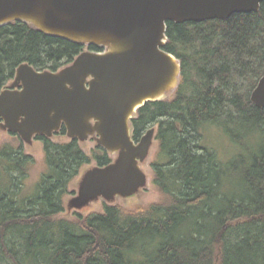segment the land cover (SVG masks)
<instances>
[{
    "label": "trees",
    "instance_id": "1",
    "mask_svg": "<svg viewBox=\"0 0 264 264\" xmlns=\"http://www.w3.org/2000/svg\"><path fill=\"white\" fill-rule=\"evenodd\" d=\"M166 35L181 64L174 98L131 120L136 142L157 127L153 185L163 199L59 218L81 169L109 165L107 151L37 136L45 170L30 189L35 159L20 139L0 145V264H264V109L251 101L264 75V2L226 21L169 22ZM86 48L103 51L22 22L0 27V90L22 64L57 72ZM242 78L245 92L233 84Z\"/></svg>",
    "mask_w": 264,
    "mask_h": 264
},
{
    "label": "water",
    "instance_id": "2",
    "mask_svg": "<svg viewBox=\"0 0 264 264\" xmlns=\"http://www.w3.org/2000/svg\"><path fill=\"white\" fill-rule=\"evenodd\" d=\"M264 0H0V27L30 24L51 37L103 52L84 51L57 72L22 64L13 88L0 92V127L30 144L65 126L71 140L99 136L98 144L118 153L115 161L83 178L74 207L98 197L128 196L144 187L140 168L155 140L152 128L139 142L131 120L148 102L176 90L181 64L164 48L167 24L226 21L260 11ZM264 109V75L251 95Z\"/></svg>",
    "mask_w": 264,
    "mask_h": 264
},
{
    "label": "rangeland",
    "instance_id": "3",
    "mask_svg": "<svg viewBox=\"0 0 264 264\" xmlns=\"http://www.w3.org/2000/svg\"><path fill=\"white\" fill-rule=\"evenodd\" d=\"M85 51H91L89 49H85ZM105 51V49H103ZM102 51V52H103ZM234 85H237L239 88V91L245 92L250 86V82L246 78L237 79L234 83ZM13 88V80L9 81L7 85L0 90ZM175 90H173L170 93H167L162 100H171L174 98ZM157 129V127H155ZM208 139H211V142L215 143V139L211 136H208ZM20 139V142L23 144L24 151L29 156H32L35 159V165L31 170L30 178L27 181L28 187L31 189L34 187V185L37 183V181L40 178L41 173L45 170V162H44V144L43 142L39 141L34 137L33 141L28 144L24 143L23 140L19 136H14L12 133H10L7 130H4L0 127V145L6 144V143H16L17 140ZM51 139L55 142L60 143H67L72 141L71 138L68 137L67 134H60V131L58 133H55ZM99 136L97 134L89 135L86 140L79 141V145L82 147V149L88 154L92 155L94 152L98 150V147H101L98 144ZM219 146H222V152L225 151L227 147V141L224 138H221V141H219ZM159 151V142L155 139L151 149L150 153L147 157V159L140 163V168L142 171L146 174L147 177V183L144 187L138 189L134 193L128 196H120L116 195L112 199L108 200L104 197H98L95 200L91 201L89 204L82 208H76L74 207V204L72 203V200L78 196L80 184L84 178V176L91 170L98 167L97 162L94 160L91 164L85 165L79 175L74 179L72 184L70 185V195L66 196L65 198V211L64 213L60 214L59 218H65L69 220H76L78 216L80 217H87L88 215L94 214V213H103L104 207L106 205L111 206H121L125 209H134L139 206H148L150 204L158 203L160 202L163 197L160 194V192L156 189V187L153 185V178H154V171L152 168V164L156 159V155ZM109 156L111 157L112 161H115L118 157V153H112L107 152Z\"/></svg>",
    "mask_w": 264,
    "mask_h": 264
},
{
    "label": "flooded vegetation",
    "instance_id": "4",
    "mask_svg": "<svg viewBox=\"0 0 264 264\" xmlns=\"http://www.w3.org/2000/svg\"><path fill=\"white\" fill-rule=\"evenodd\" d=\"M13 81H14V79H13Z\"/></svg>",
    "mask_w": 264,
    "mask_h": 264
}]
</instances>
